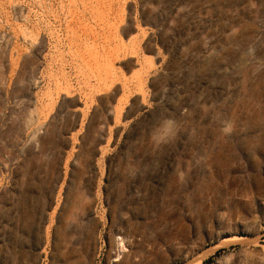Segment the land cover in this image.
Listing matches in <instances>:
<instances>
[{"label": "rangeland", "instance_id": "374dc122", "mask_svg": "<svg viewBox=\"0 0 264 264\" xmlns=\"http://www.w3.org/2000/svg\"><path fill=\"white\" fill-rule=\"evenodd\" d=\"M96 180L121 264H264V0H0V264Z\"/></svg>", "mask_w": 264, "mask_h": 264}, {"label": "crops", "instance_id": "0c3cea01", "mask_svg": "<svg viewBox=\"0 0 264 264\" xmlns=\"http://www.w3.org/2000/svg\"><path fill=\"white\" fill-rule=\"evenodd\" d=\"M96 172L100 167L98 160L94 162ZM99 175V174H98ZM74 183L67 181L61 199L55 195L52 204L45 211L44 221L40 225V243L37 246L22 248L17 251L24 264L26 251L33 256L34 264H107L113 258V251L105 247V220L103 190L98 180L92 186L91 197H88L87 183H75L79 192L70 196L66 192ZM122 254L121 264L125 259ZM111 255V258H109ZM127 260V259H126ZM124 264H131L130 260Z\"/></svg>", "mask_w": 264, "mask_h": 264}, {"label": "bare ground", "instance_id": "6f19581e", "mask_svg": "<svg viewBox=\"0 0 264 264\" xmlns=\"http://www.w3.org/2000/svg\"><path fill=\"white\" fill-rule=\"evenodd\" d=\"M117 241H118V245L114 251L115 257L113 258V261H112L113 264L120 261V259L122 258V254L126 253L128 251L126 241L124 238H122L121 236H118L116 239V242ZM218 248H220V247H218ZM198 264H201V263L199 262Z\"/></svg>", "mask_w": 264, "mask_h": 264}, {"label": "trees", "instance_id": "16d2710c", "mask_svg": "<svg viewBox=\"0 0 264 264\" xmlns=\"http://www.w3.org/2000/svg\"><path fill=\"white\" fill-rule=\"evenodd\" d=\"M62 166H63V164H62ZM63 172H64V169H62V172H61V175L63 176Z\"/></svg>", "mask_w": 264, "mask_h": 264}]
</instances>
